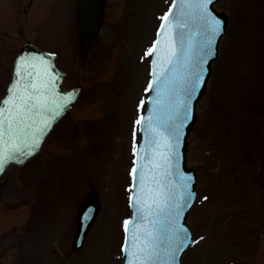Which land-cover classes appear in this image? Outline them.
<instances>
[{"label": "rangeland", "instance_id": "obj_1", "mask_svg": "<svg viewBox=\"0 0 264 264\" xmlns=\"http://www.w3.org/2000/svg\"><path fill=\"white\" fill-rule=\"evenodd\" d=\"M170 2L135 0L134 10L128 11L131 15L126 22L122 21L119 31L106 28L97 48L91 50L88 70L83 74V82L94 93V99L91 105L85 104L86 99L81 100L76 108L92 106L94 112L87 114L89 110H85L80 117L100 115L97 121L103 122L102 128L93 134L63 128L67 131L58 134L63 141L60 146L47 144L32 165L45 166L52 155L51 148L59 156L66 151L60 149L65 148V142L74 140L79 143L77 148L82 149L75 154L73 163L66 160L55 169L59 184L71 174L73 183L75 177L92 181L101 195L102 214L86 248L78 258L65 264H120L123 219L128 214L133 130L135 127L137 135L138 126L134 118L144 110L148 95L145 88L150 56L145 57L144 53L151 47L159 17L165 14ZM217 7L230 14L231 23L209 89L199 104V121L190 137L189 163L200 174V195L189 221L198 243L185 254L182 264H264V237L256 239L264 226V186H260L264 181V0H221ZM69 23L74 21L69 19ZM28 32L32 33V29ZM61 54L65 66L75 71V52L69 49ZM141 100L144 105L138 107ZM75 111L68 117L72 124L73 117H78ZM66 153L74 155L73 151ZM29 167L18 171L26 174ZM13 183L11 175L0 189V196L12 203L16 199L20 202L24 196L14 189ZM27 186L28 183L26 189ZM79 186L76 194L70 191L73 186L61 188L72 204L61 199V215L50 214L51 219L64 225L62 235L71 224L77 200L88 189L87 183L79 182ZM58 206L48 212H54ZM231 216L234 224L227 228ZM7 219L5 213L0 214V220ZM27 219L26 214L24 223ZM255 242L257 249H252ZM0 254H5L11 263L4 237ZM60 263L49 259V264Z\"/></svg>", "mask_w": 264, "mask_h": 264}, {"label": "snow or ice", "instance_id": "obj_2", "mask_svg": "<svg viewBox=\"0 0 264 264\" xmlns=\"http://www.w3.org/2000/svg\"><path fill=\"white\" fill-rule=\"evenodd\" d=\"M211 3L173 0L169 11L159 17L157 39L144 53L155 55L153 78L145 91H155L156 96L147 119L134 121L141 125L146 143L137 146L134 127L130 191H135L129 196L134 213L124 221L125 232H130L122 246L125 264H177L180 253L198 243L181 223L196 194L191 175L180 170L177 149L222 31V22L208 10ZM15 75L9 96L0 100L5 105L0 107V172L8 163H23V158L33 155L52 121L75 99L74 92L51 93L57 77L43 57H19ZM143 105L141 100L138 107Z\"/></svg>", "mask_w": 264, "mask_h": 264}, {"label": "water", "instance_id": "obj_3", "mask_svg": "<svg viewBox=\"0 0 264 264\" xmlns=\"http://www.w3.org/2000/svg\"><path fill=\"white\" fill-rule=\"evenodd\" d=\"M81 5V39L87 45L90 38L97 34L98 26L101 24L103 4L101 0H80ZM85 25H88L86 27Z\"/></svg>", "mask_w": 264, "mask_h": 264}]
</instances>
